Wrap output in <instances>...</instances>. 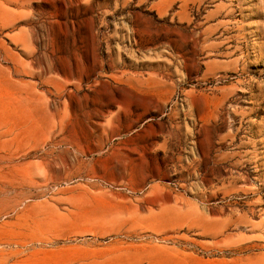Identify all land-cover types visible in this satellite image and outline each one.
Here are the masks:
<instances>
[{
	"label": "rangeland",
	"instance_id": "obj_1",
	"mask_svg": "<svg viewBox=\"0 0 264 264\" xmlns=\"http://www.w3.org/2000/svg\"><path fill=\"white\" fill-rule=\"evenodd\" d=\"M0 264H264V0H0Z\"/></svg>",
	"mask_w": 264,
	"mask_h": 264
}]
</instances>
